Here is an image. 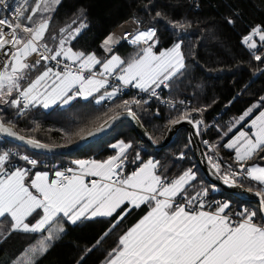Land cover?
<instances>
[{
    "label": "snow or ice",
    "instance_id": "snow-or-ice-1",
    "mask_svg": "<svg viewBox=\"0 0 264 264\" xmlns=\"http://www.w3.org/2000/svg\"><path fill=\"white\" fill-rule=\"evenodd\" d=\"M59 3L60 0H34L29 9L25 7L28 0H24L15 7L13 19L0 16V103L10 104L23 112L36 105L45 109L57 104L68 105L77 97L88 99L98 93L96 103L99 104L117 97L128 86L157 96V89L169 88L173 78L182 75V70L186 69L182 43L157 49L154 27L132 36V44L147 46L127 61L115 54L102 60L96 53L66 47L86 25L80 23L75 28L71 25L61 28L59 37L49 35L51 17L45 13L51 12L52 5ZM0 5L8 7L6 0H0ZM156 15L159 17L161 13ZM228 23L233 21L229 19ZM175 26L185 28L190 25L177 22ZM130 35L125 33L124 38ZM254 37L259 38V44ZM48 40L55 46L50 47ZM114 43L113 35H109L102 48L111 52ZM241 43L250 51L257 50L253 52V58L264 62V25L254 26L242 37ZM33 54L36 59L30 62ZM51 61L56 62L54 66H48ZM97 66L99 71H94ZM38 67L44 70L28 80L30 73ZM113 77L115 84L110 80ZM26 80L25 86L22 81ZM147 103V100L135 97L123 100L109 110L112 115L106 112L105 118L95 127L81 128L75 135L84 140L106 131L121 115L116 109L138 120L133 106ZM262 108L264 97L239 116L235 123L241 124V129L222 145L234 151L239 171L228 165V170L222 172L221 162H213L212 156L208 158L225 184L236 185L244 174L245 178L260 185L256 193L261 197L260 219L255 210L231 213L227 202L216 203L213 209L202 199L208 195L207 188L189 195L188 188L196 180L192 169L169 180L157 174L158 162L149 160L125 174L126 153L131 145L123 141L112 145L118 151L105 160H77L74 161L75 168L56 170L51 176L48 172L32 174L28 168L11 167L17 154L8 150L0 152V222H10L7 235L22 231L38 237L35 246H30L11 264H36V260L50 250L52 242L66 232V224L75 225L82 219L95 217L114 218L108 231L97 240L99 244L133 209L142 205H148L149 211L119 237L108 253L106 264H264V166L248 163L264 153V110L251 118L254 110ZM205 110L184 111L169 123L174 126L187 120L199 128L203 121L194 120L191 112ZM244 123L248 124L249 131L243 130ZM234 127L235 124L229 127L228 132ZM0 133L21 141L26 139L17 136L13 127L5 126L3 122H0ZM26 142L35 148L50 147L35 138H28ZM63 146L66 145H56ZM218 147L213 146L210 151L215 152ZM19 158L33 167L38 163L27 155ZM260 159L264 160V155H260ZM178 198H182L183 203ZM3 239L7 236L0 232V242Z\"/></svg>",
    "mask_w": 264,
    "mask_h": 264
},
{
    "label": "trees",
    "instance_id": "trees-1",
    "mask_svg": "<svg viewBox=\"0 0 264 264\" xmlns=\"http://www.w3.org/2000/svg\"><path fill=\"white\" fill-rule=\"evenodd\" d=\"M33 5L34 0L29 9ZM157 12L161 13L159 17ZM45 15L51 17L49 35L56 34L59 37L61 28L69 25L75 28L80 23L86 25L66 47L96 53L102 60L115 53L121 54L126 60L136 56L140 47L127 38L141 28L156 29L154 39L158 41L159 50L181 42L186 69L182 70V75L173 78L165 95L174 99L188 98L200 109L206 108L203 111L208 126L206 134L215 146L219 145L218 150L225 160L239 168L234 160V151L222 145L241 129V124L235 123L239 116L264 97V62L256 61L253 58L254 51L241 43L242 37L249 34L254 26L264 25V0H60ZM229 19L233 23H228ZM177 22L190 26L179 28L175 26ZM125 33L132 35L125 39ZM109 35H113L116 41L111 45V52L102 48ZM48 43L50 47L55 46L51 40ZM42 69L43 67H38L33 70L28 80L34 79ZM27 82L22 81L25 86ZM98 95L88 99L77 97L68 105L57 104L50 110L30 106L22 114H18L19 109L16 107L0 103V119L26 138H35L51 146L68 145L79 139L75 133L81 128L95 127L105 118L106 112L112 115L109 110L115 108L116 104L133 97L146 100L127 93L122 98L115 97L110 103L97 104ZM133 110L155 143L164 140L171 125L170 120L184 111H190L179 106H166L157 100L148 101L140 107L134 105ZM259 110L261 109L254 110L251 118ZM116 111L123 112L121 109ZM233 124L235 127L228 132ZM225 132L228 133L226 136ZM199 133L202 137L203 132L200 130ZM119 140L131 145L126 153L127 174L135 166L150 159L158 162L157 174L166 176L169 180L192 169L197 176L188 188L189 195L207 188V198L213 209L216 203L224 201L220 200L224 197L231 202V212L245 207L249 211H257V219L261 218L258 203L242 200L206 178L194 157L185 128H181L165 147L156 149L141 139L129 119H122L99 139L75 152L65 154L32 150L0 136V144L26 151L37 158H45L59 167H74V161L77 160H105L115 154L112 145ZM137 155L139 159H136ZM260 155L253 157L248 163L259 162ZM238 183L256 191L260 189V185H255L249 178L242 177ZM148 211V205L133 209L99 244L97 240L108 231L114 218L96 217L82 219L75 225L66 224V232L60 239L52 242L50 250L39 257L36 264H106L108 253L116 246L119 237ZM9 228L8 220L0 222V232L7 236V239L0 242V264H11L30 246H35L38 239L22 231L7 235Z\"/></svg>",
    "mask_w": 264,
    "mask_h": 264
},
{
    "label": "water",
    "instance_id": "water-1",
    "mask_svg": "<svg viewBox=\"0 0 264 264\" xmlns=\"http://www.w3.org/2000/svg\"><path fill=\"white\" fill-rule=\"evenodd\" d=\"M254 39L259 44V38L254 37ZM252 51H255V50H252ZM122 119H129L133 123L134 127L136 128L141 139L144 140L148 145H150L156 149H161V148L165 147L167 144H169L181 128L187 129L188 137H189V141L191 144V148H192L194 157H195L198 165L200 166L202 172L205 174L206 178L211 183L217 185L218 187H220L221 189L231 193L232 195L239 197L242 200L252 201V202L258 203L260 205V208H261V203H260L261 197L256 194L257 193L256 190L247 188L241 183H237L236 185L225 184L223 182V180L221 178H219V174L216 172L215 169L212 168L211 163H209V159H208L206 151L203 147V144L201 142V135H200L198 129L196 128V126H194L193 123H190L187 120L182 121L181 123L176 124L174 126L171 124L167 130V133H166L164 140L160 143H155L153 141L148 130L141 123V121L139 119L134 120L132 117L128 116L127 113H125V112H121L120 117L114 123H112L111 126L106 131L99 133V134H96V135L91 136V137H87L84 140H80V138H79L78 140L74 141L73 143L68 144L66 146H63V147H56V146L49 145L50 146L49 148H35L26 142L28 138H26L25 136L24 137L26 139L24 141H21L16 137L7 136L6 134H3V133H0V136L11 139V140L16 141V142H19V143L23 144L24 146H26L32 150L43 151V152H47V153H55V154H65V153L75 152V151L81 149L82 147H84L85 145L99 139L100 137L105 135L115 124H117ZM0 122H3V121L0 119ZM3 123L5 124V126L12 127L5 122H3ZM13 131L17 133V136H23L20 133H18L14 127H13ZM197 133H199V134H197Z\"/></svg>",
    "mask_w": 264,
    "mask_h": 264
},
{
    "label": "built area",
    "instance_id": "built-area-1",
    "mask_svg": "<svg viewBox=\"0 0 264 264\" xmlns=\"http://www.w3.org/2000/svg\"><path fill=\"white\" fill-rule=\"evenodd\" d=\"M32 1L33 0H28V4L25 5V7L29 8V5H30V3ZM6 3L8 5L7 8H4L2 5H0V16H7L10 19H13L14 18V9H15V7L23 4L24 0H6ZM21 23H23V21H21ZM146 29H148V28L138 29L135 34H137L138 31H144ZM6 31H7V29H6ZM134 35H132V36H134ZM132 36L128 37L127 40L131 41ZM138 46L140 48H142V47H146L147 45L140 44ZM35 59H36V54H33L32 57L29 58L30 62H34ZM55 63H56L55 61H51V62H49V65L50 66H54ZM94 71H98V70H94ZM110 80L112 81L113 84L117 83L115 81L114 77L110 78ZM108 90H111V88H109ZM168 90H169V88L161 87L160 89L156 90L157 91V96H152V95H150V93L142 92L139 89H135V88H133L131 86H128V87H124L117 97H121L122 98V97L126 96L127 93H133L137 97L144 98V99H146L148 101L157 100L161 104L166 105V106H168V105H170V106H173V105L174 106H179V107H182V108L190 109V111L193 110V109H200L199 107L193 105L191 99H188V98H180V99L170 98L169 96L165 95V92H167ZM102 91H104V90H102ZM131 99H126V100H131ZM111 101H112V99H105L102 102L110 103ZM180 101H184V103L181 104ZM24 111L25 110H23V112ZM23 112L18 110V114H22ZM191 115H192V118L193 117L196 118L195 120H202L203 121V123L197 129L199 131L201 130L203 132V136L201 137V142L203 144V147H204V149L206 151V154H207L208 158H209V156H212L213 157V162H216L217 160H219V162H221V164H222V169H221L222 172L228 170V168H227L228 165H232L233 169L239 171V168L235 167L232 163L227 162L225 160L223 154L218 149L215 152L210 151V148L215 146V144L210 140L209 136L206 134L208 126H207V122H206L205 115H204L203 111L202 112L192 111ZM205 141H207L208 143L205 144ZM5 150L11 151L12 153L17 154L16 156L13 157L11 167H23V168H28L31 171L34 170V169H48V170L64 171L65 169L70 168V167L74 168L72 165H66V166L59 167L56 163L49 162L45 158H37V157L33 156L32 154H30V153H28L26 151H20L17 148L8 147V146H4V145L0 144V152L5 151ZM24 155H27L31 159H35L36 161H38L37 165L35 167H33V166L27 164L26 161H24V160L19 158V157L24 156ZM127 166H128V161H125V167L123 169L125 174H127V172H126ZM141 166L142 165H138L137 167L135 166L132 171L137 170ZM242 177H245V175L241 174V176L238 178V180L241 179ZM202 199H204L208 203L210 202V200L207 197H202ZM220 200H225V199H224V197H221ZM179 202L183 203V200L179 199ZM244 209H246V208L242 207L240 209L235 210L232 213H238V212L243 211ZM236 218L238 219V217H236Z\"/></svg>",
    "mask_w": 264,
    "mask_h": 264
},
{
    "label": "crops",
    "instance_id": "crops-1",
    "mask_svg": "<svg viewBox=\"0 0 264 264\" xmlns=\"http://www.w3.org/2000/svg\"><path fill=\"white\" fill-rule=\"evenodd\" d=\"M49 66H50V65H49ZM42 70H44V69H42ZM94 70H98V71H99V66H97L96 69H94ZM101 91H102V90H101ZM97 94H98V93H97ZM94 95H95V94H94ZM36 106H40V105H36ZM54 106H55V105H52L51 107H49V108H47V109L44 108V109H45V110H50V109H51L52 107H54ZM33 107H35V106H33ZM41 107H42V106H41ZM42 108H43V107H42ZM261 110H264V108L261 109ZM256 115H258V114H256ZM254 117H255V116H254ZM254 117H253V118H254ZM246 128H247V127H246ZM247 129H248V128H247ZM248 131H249V129H248ZM233 136H234V135H233ZM233 136H232V137H233ZM232 137H231V138H232ZM231 138H229V140H230ZM229 140H228V141H229ZM121 141H123V140H119V141L115 142L114 144H118V143H120ZM228 141H227V142H228ZM123 142L126 143L125 141H123ZM114 144H113V145H114ZM126 144H130V143H126ZM128 150H129V149H128ZM128 150H127V151H128ZM117 151H118V149H115V154H116ZM115 154H114V155H115ZM263 155H264V154H263ZM86 160H87V159H86ZM153 162H156V161H153ZM253 164H259V165H261V166H264V160L259 159V162H257V163H253ZM75 167H76V165L74 166V168H75ZM55 171H56V170L36 169V170L32 171V174H34L35 172H48L49 175L51 176ZM129 174H130V173H129ZM195 174H196V172H195ZM196 176H197V174H196ZM249 180L252 181L250 178H249ZM252 182H254L255 185H259V184H258L257 182H255V181H252ZM245 187H246V186H245ZM247 188H248V187H247ZM224 202H227V203H229V205H231V202H230L229 200H224L222 203H224ZM206 210H207V209H206ZM226 211H227V210H226ZM231 213H232V212H231ZM145 215H146V214H145ZM142 217H143V216H142ZM142 217H141V218H142ZM95 218H96V217H95ZM141 218H140V219H141ZM29 219H30V218H29ZM140 219H139V220H140ZM139 220H138V221H139ZM138 221H137V222H138ZM32 222L34 223L35 221H32ZM137 222H136V223H137ZM136 223H135V224H136ZM135 224H134V225H135ZM134 225H133V226H134ZM133 226H131V227H133ZM131 227H130V228H131ZM130 228H129V229H130Z\"/></svg>",
    "mask_w": 264,
    "mask_h": 264
},
{
    "label": "rangeland",
    "instance_id": "rangeland-1",
    "mask_svg": "<svg viewBox=\"0 0 264 264\" xmlns=\"http://www.w3.org/2000/svg\"><path fill=\"white\" fill-rule=\"evenodd\" d=\"M55 6H56V5H52V9H53ZM47 16H48V15H47ZM172 46H173V45H172ZM172 46H171V47H172ZM169 48H170V47H169ZM140 49H141V48H140ZM163 49H166V48H163ZM163 49H162V50H163ZM73 50H74V49H73ZM155 50H156V49H154V51H155ZM115 55H119L122 59L126 60V58L123 57V56H122L121 54H119V53H115ZM109 58H110V57H109ZM126 61H127V60H126ZM42 71H43V70H42ZM42 71H40V72H42ZM40 72H38L36 75H38ZM36 75H35V76H36ZM133 88H135V87H133ZM135 89H137V88H135ZM108 91H111V90H108ZM98 96H99V95H98ZM256 103H257V102H255V104H256ZM249 122H250V119H249ZM246 127L248 128V124H247V123H245V126L243 127V130H244V131H248L249 128L247 129ZM231 139H232V138H231ZM150 160H152V159H150ZM148 161H149V160H148ZM152 161H153V160H152ZM146 162H147V161H146Z\"/></svg>",
    "mask_w": 264,
    "mask_h": 264
}]
</instances>
